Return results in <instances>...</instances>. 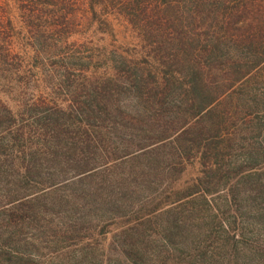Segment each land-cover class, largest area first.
Returning a JSON list of instances; mask_svg holds the SVG:
<instances>
[{"label":"trees","instance_id":"16d2710c","mask_svg":"<svg viewBox=\"0 0 264 264\" xmlns=\"http://www.w3.org/2000/svg\"><path fill=\"white\" fill-rule=\"evenodd\" d=\"M0 264H264V0H0Z\"/></svg>","mask_w":264,"mask_h":264},{"label":"rangeland","instance_id":"374dc122","mask_svg":"<svg viewBox=\"0 0 264 264\" xmlns=\"http://www.w3.org/2000/svg\"><path fill=\"white\" fill-rule=\"evenodd\" d=\"M10 17L12 23L15 25L17 29H20V22L17 16L16 11L11 8L10 9ZM113 33L117 43L120 44H128L132 41L131 36L128 31L122 24L113 23ZM109 37L103 35V41H107ZM199 171V163L196 158H192L184 163V167L182 171L179 173L177 178L171 184V188L173 190H181L184 186L189 183L195 176L198 175ZM125 218H117L106 224L104 230L102 232H94L92 237L100 244L102 249H105L108 245V242L111 240L112 234L116 232L118 229L122 228L126 223H128Z\"/></svg>","mask_w":264,"mask_h":264}]
</instances>
